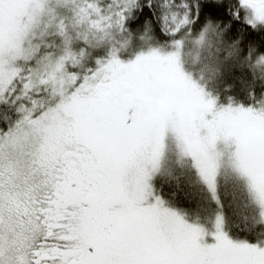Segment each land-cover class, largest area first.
Segmentation results:
<instances>
[{"label": "snow or ice", "instance_id": "6c2138e0", "mask_svg": "<svg viewBox=\"0 0 264 264\" xmlns=\"http://www.w3.org/2000/svg\"><path fill=\"white\" fill-rule=\"evenodd\" d=\"M144 3L0 0V105L15 113L0 127V264H264V95L218 105L185 72L191 26L215 0H160L171 50L121 59L114 36ZM236 8L264 25V0ZM223 31L208 19L191 42L210 50ZM246 59L264 72V52ZM169 140L217 204L222 166L242 182L258 217L249 239H231L220 214L212 232L190 224L153 192Z\"/></svg>", "mask_w": 264, "mask_h": 264}, {"label": "trees", "instance_id": "16d2710c", "mask_svg": "<svg viewBox=\"0 0 264 264\" xmlns=\"http://www.w3.org/2000/svg\"><path fill=\"white\" fill-rule=\"evenodd\" d=\"M209 2L214 0H196L198 5ZM215 2L217 6L211 11L201 9L196 22L191 26L189 40L182 51V64L187 70L189 65L184 62V53L192 47L191 40L198 35L203 24L208 19L219 23L220 28L224 29L221 35L222 44L238 41V52L226 60L222 59L223 56L220 57V63L213 67L206 65L204 59L206 53L202 54L201 60L207 73L203 82L205 91L217 99L218 105H226L231 98L234 103L247 106L252 103L253 97L264 95V72L254 69L251 61L246 59L250 50L256 53L264 52V25L252 27L243 17L234 16L233 11H240L236 8V0ZM159 3L160 0H153V5L149 6L145 0L126 22L127 31L114 36L121 59H132L139 52L147 51L149 47H160L163 51L171 50L170 38H163L166 34L160 31L157 20ZM196 11V7L193 6V15H196ZM145 22L148 26V35L152 38L142 40ZM106 50L107 46L93 49L94 56L89 66L94 63L95 54H104ZM0 114H3V118H0V127L8 126L5 116L15 119V113L2 105ZM174 147L172 148L168 141L162 169L153 179L155 194L160 196L167 207L179 212L186 221L200 225L207 232L212 231L216 216L220 214L224 221V231L231 239H249L251 233L246 226L255 227L258 217L242 182L230 169L222 166L216 181V196L219 201L217 204L197 179L189 161L186 158L181 160Z\"/></svg>", "mask_w": 264, "mask_h": 264}, {"label": "clouds", "instance_id": "9594fccd", "mask_svg": "<svg viewBox=\"0 0 264 264\" xmlns=\"http://www.w3.org/2000/svg\"><path fill=\"white\" fill-rule=\"evenodd\" d=\"M208 39H210L213 42V45H216V37L214 35H209ZM192 47L189 48L188 51L184 53V62L189 65L188 69L185 70V72L191 76L193 80H195L197 83H199L201 86L204 87V80L206 78V71L203 66V62L201 60L202 54L207 52V45H205L203 48H197L192 42ZM224 56L222 59H228L229 56L227 55V49L225 44L220 45ZM205 89V88H204ZM0 118H3V114H0ZM38 183V181H37Z\"/></svg>", "mask_w": 264, "mask_h": 264}, {"label": "rangeland", "instance_id": "374dc122", "mask_svg": "<svg viewBox=\"0 0 264 264\" xmlns=\"http://www.w3.org/2000/svg\"><path fill=\"white\" fill-rule=\"evenodd\" d=\"M57 11H62V9H57ZM256 26H263V25H256ZM218 47H213L212 49H210V50H207V52H206V56H204L205 58V62H206V65H208L209 67H210V65L213 67V66H216V65H218L220 62H219V58L220 57H222V56H224V53H223V51L222 50H220V51H217V48H221L220 47V45H217ZM213 62V63H212ZM203 65H205L204 63H203ZM211 70V69H210ZM169 144H170V146L173 148L174 147V142H172L171 140H169ZM167 146H168V142H167ZM174 149L176 150V147H174ZM167 150V147H166V149H165V151ZM177 151V150H176ZM164 156H165V153H164ZM164 156H163V158H162V162H161V166H160V169H159V171L162 169V165H163V161H164ZM188 161H189V163H190V166H191V168L193 169V171H194V173H195V175H196V177H197V179L200 181V179H199V177L197 176V174H196V171H195V169L192 167V165H191V160H190V158H186ZM159 171L157 172V173H155L154 175H153V178H152V180L150 181V183H151V185H152V189H153V192L155 193V190H154V177L159 173ZM200 183L204 186V188L209 192V190H208V188H207V186L206 185H204L201 181H200ZM210 193V195L212 196V193L211 192H209ZM166 206V205H165ZM167 207V206H166ZM179 213V212H178ZM180 214V213H179ZM181 215V214H180ZM186 222H188V221H186ZM188 223H190V222H188ZM190 224H193V223H190ZM194 225H198V224H194ZM214 225H215V223H214ZM198 226H200V225H198ZM203 228V227H202ZM212 231H214V226H213V229H212ZM211 231V232H212ZM207 240H208V242H212L211 241V237H207Z\"/></svg>", "mask_w": 264, "mask_h": 264}]
</instances>
